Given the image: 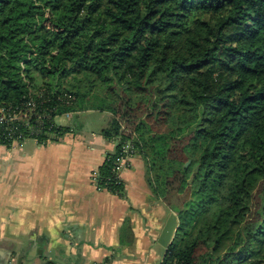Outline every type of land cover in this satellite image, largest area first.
I'll return each instance as SVG.
<instances>
[{
    "label": "trees",
    "instance_id": "trees-1",
    "mask_svg": "<svg viewBox=\"0 0 264 264\" xmlns=\"http://www.w3.org/2000/svg\"><path fill=\"white\" fill-rule=\"evenodd\" d=\"M87 110L117 139L96 186L124 194L128 140L176 213L161 264H264V0H0V144Z\"/></svg>",
    "mask_w": 264,
    "mask_h": 264
},
{
    "label": "crops",
    "instance_id": "crops-1",
    "mask_svg": "<svg viewBox=\"0 0 264 264\" xmlns=\"http://www.w3.org/2000/svg\"><path fill=\"white\" fill-rule=\"evenodd\" d=\"M57 123L73 131L47 144H0V264H161L159 237L176 213L149 187L141 157L121 170L122 196L101 190L91 173L115 141L104 125Z\"/></svg>",
    "mask_w": 264,
    "mask_h": 264
},
{
    "label": "rangeland",
    "instance_id": "rangeland-1",
    "mask_svg": "<svg viewBox=\"0 0 264 264\" xmlns=\"http://www.w3.org/2000/svg\"><path fill=\"white\" fill-rule=\"evenodd\" d=\"M81 115V120L77 119V115H73V116H70L67 117L66 115H62V116H57L56 120L60 122V119L64 118L66 119V122H69V121H72L73 123H79L80 121H83L84 122V125L88 126V128L90 129H95V130H98L99 128H101L103 125L105 127L108 126V124L110 123L111 119H112V114L108 111H98V110H92V111H88V112H83V113H80ZM102 128V129H103ZM123 125L120 126V129H123ZM103 136V135H102ZM137 137L138 135L134 133V137ZM104 137V136H103ZM115 140L117 139H113L112 141L114 142ZM128 142V140L126 141H123L122 142V146ZM115 146L117 145L116 141L114 142ZM116 148V147H115ZM114 148V150H115ZM134 150V156L132 158H134L135 156H138L137 152L135 151V148H133ZM140 156V155H139ZM141 157V156H140ZM131 158V159H132ZM130 159V160H131ZM141 159L143 160V163H144V167H145V170H146V164L144 162V159L141 157ZM129 160V162H130ZM129 164H127L126 166H128ZM125 167V166H124ZM94 173L97 174V170L96 171H93L91 173V180L93 182H96V180L93 179V176H94ZM147 174V173H146ZM162 199V198H161ZM163 200V199H162ZM165 202V204L167 205V202L166 200H163ZM170 208V207H169ZM172 210V209H171Z\"/></svg>",
    "mask_w": 264,
    "mask_h": 264
},
{
    "label": "water",
    "instance_id": "water-1",
    "mask_svg": "<svg viewBox=\"0 0 264 264\" xmlns=\"http://www.w3.org/2000/svg\"><path fill=\"white\" fill-rule=\"evenodd\" d=\"M177 225H178L177 216L173 213L170 214L166 223H165V226L161 232V235L159 237L160 244L162 246H164L165 248H167L169 246V244L171 243V240H172L174 233L177 229ZM41 264H46V262H43Z\"/></svg>",
    "mask_w": 264,
    "mask_h": 264
},
{
    "label": "built area",
    "instance_id": "built-area-1",
    "mask_svg": "<svg viewBox=\"0 0 264 264\" xmlns=\"http://www.w3.org/2000/svg\"><path fill=\"white\" fill-rule=\"evenodd\" d=\"M2 118H3V116H0V119H2ZM13 118H16V116H13ZM122 151H123L124 154L122 155V157L118 161V163L115 164V167H114L115 174H116V176L118 178H121V176H120L121 170L123 169L124 166H126L127 164H129V160L134 156L133 146H132V144L130 142H126L122 146ZM96 175L97 174L94 173V176H93V179L94 180H96Z\"/></svg>",
    "mask_w": 264,
    "mask_h": 264
}]
</instances>
